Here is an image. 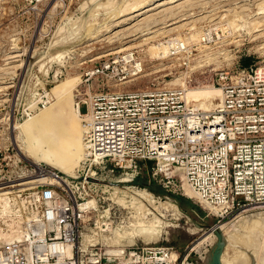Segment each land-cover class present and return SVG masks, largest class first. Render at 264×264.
Wrapping results in <instances>:
<instances>
[{"label": "rangeland", "instance_id": "obj_1", "mask_svg": "<svg viewBox=\"0 0 264 264\" xmlns=\"http://www.w3.org/2000/svg\"><path fill=\"white\" fill-rule=\"evenodd\" d=\"M150 1L154 0H0V159L9 161L20 155L43 171L72 176L82 164L75 151L82 146L85 101L91 96L111 91L183 87L188 103L206 110L217 102L218 72L243 65L244 60L248 66L264 65V0H180L145 16L131 19L127 14L122 15L128 6ZM119 19L125 23L114 26ZM116 60L111 69L102 71V65ZM210 86L215 88L214 94L208 93ZM0 163L2 168L5 162L0 160ZM153 164L154 161L142 162L147 170L137 176L120 169L99 175L100 200L90 213L84 231L91 241L102 240L110 252H119L113 246L129 245L128 240L133 236H128L134 232L135 224L157 219L159 208L162 218L176 221L165 207L152 208L145 204L139 194L144 190L175 200L184 214L178 225L168 227L160 239L145 241L138 237L134 244L169 246L179 253L178 264H205L219 240L217 233L206 235L213 227L228 223L234 224L232 238L239 241L231 238L228 242L220 231L225 242L221 252L226 251V256L235 260L243 256L246 262L242 259L239 264H264L261 259L264 227L259 226V230L255 223L259 220L264 224V209L220 218L216 209L196 193L186 194L187 186L183 193H178L160 182L149 181L148 170ZM46 174L41 176L42 181L55 178ZM32 189L28 190L38 196ZM5 197L6 201L0 196L3 231L0 243L21 234L24 207L28 204L14 194ZM88 205L96 203L91 200ZM106 223L112 224V233L99 232Z\"/></svg>", "mask_w": 264, "mask_h": 264}, {"label": "built area", "instance_id": "obj_2", "mask_svg": "<svg viewBox=\"0 0 264 264\" xmlns=\"http://www.w3.org/2000/svg\"><path fill=\"white\" fill-rule=\"evenodd\" d=\"M216 84L222 95L212 110L190 105L182 87L91 96L83 118L87 155L72 176L20 155L0 159V190L28 202L21 234L0 243V264H178L179 253L165 245L110 252L102 241L85 243L99 175L120 169L137 176L147 170L142 162L154 161L149 181L178 193L189 187L220 218L264 209V65L223 69ZM46 173L55 178L39 179ZM91 200L95 206L86 205ZM107 223L99 232L112 233Z\"/></svg>", "mask_w": 264, "mask_h": 264}, {"label": "bare ground", "instance_id": "obj_3", "mask_svg": "<svg viewBox=\"0 0 264 264\" xmlns=\"http://www.w3.org/2000/svg\"><path fill=\"white\" fill-rule=\"evenodd\" d=\"M175 1H180V0H154V1H150V2H147V3H145V4H142V3H144V2H142V3H140V4H136V5H130V6H128L127 8H125L124 10H123V14H122V12H121V14L122 15H125V14H127V15H129L130 17L129 18H134V17H139V16H145V14L147 15V14H149V12L150 11H152L153 10V12H154V9H157V8H159V7H162V6H165V5H167L168 3H173V2H175ZM184 1V0H183ZM186 1V0H185ZM169 6V5H168ZM124 8V7H123ZM163 8H165V7H163ZM162 8V10H164ZM172 8V7H171ZM121 10V9H120ZM122 11V10H121ZM117 14V12L115 13V15ZM156 14V13H155ZM114 15V16H115ZM121 15V16H122ZM118 16V15H117ZM119 16H120V13H119ZM154 16V15H153ZM146 17H149V16H146ZM152 17V16H151ZM108 18V17H107ZM128 18V17H127ZM128 18V19H129ZM124 19V18H123ZM108 21V20H107ZM106 21V22H107ZM122 23H125V20H117L116 21V23L114 24V26H120ZM136 23V22H135ZM113 24V23H112ZM170 24V23H169ZM109 25V24H108ZM113 26V25H112ZM130 26H132V25H130ZM110 27V26H109ZM108 27V28H109ZM258 28H260V27H258ZM107 31H111V29H108ZM153 31V30H152ZM256 31V30H255ZM106 32V31H105ZM155 32V31H154ZM114 33V32H113ZM150 33V32H149ZM193 36H194V34H193ZM195 36H196V34H195ZM95 37H97V36H95ZM146 38V37H145ZM190 38H192V37H190ZM179 40V39H178ZM190 40V39H189ZM183 42V41H182ZM179 44V43H178ZM185 45V44H184ZM183 46V45H182ZM178 50H180L179 49V47H178ZM158 54V53H157ZM168 54V53H167ZM163 56H164V54H163ZM166 56V55H165ZM24 64V63H23ZM135 65H137V64H135ZM140 65V64H139ZM141 67V66H140ZM138 69H140L139 67H138ZM17 73V72H16ZM181 79V78H180ZM179 82V81H178ZM180 82H181V80H180ZM171 83H173V81L171 82ZM174 84V83H173ZM178 84H180V83H178ZM184 85L185 86V88L187 87V85H186V83L184 82V81H182V83H181V85ZM169 85H171V84H169ZM177 85V84H176ZM172 86V85H171ZM183 88V87H182ZM215 90V88L213 87V86H210V87H208L207 88V91H208V93H212V94H214L213 93V91ZM188 93V92H187ZM217 102H216V104L214 105V106H212L211 108H209V109H206V110H212V109H214L215 107H217L218 106V104L220 103V98H221V95H222V91H221V89L218 87V91H217ZM188 95V94H187ZM218 99H219V102H218ZM194 107H196L197 108V106H195L194 105ZM82 131H83V133H82V139H83V142H82V146L81 147H79V148H77L76 149V151H75V157L76 158H78L79 160L78 161H80V160H83V159H85V157H86V155H87V150H86V148H85V141H84V135H85V128L83 129L82 128ZM50 155V154H49ZM77 156H79V157H77ZM26 158V157H25ZM39 179H43V178H39ZM119 188V187H118ZM124 189L125 188H122V190L124 191ZM127 189H128V187H127ZM126 189V190H127ZM120 191V190H119ZM134 192V191H133ZM139 192V191H138ZM190 192L191 193H193L194 194V192H192L191 191V189H189V188H187L186 187V194H190ZM118 192H116V195H118L117 194ZM136 193V192H135ZM134 193V194H135ZM7 194H10L8 191H3V192H0V196H1V198L3 199V200H7L8 198L7 197H5ZM142 197H140V198H142V199H144L145 201H146V203L145 204H150L151 206H152V208H159V207H165L166 209H168V210H170L171 212H172V214L175 216L174 218L176 219V221H174V220H172V219H170V218H162V215H161V213L159 212L160 211V208H159V211H158V217H159V213H160V216H161V218H159L158 219V217H157V219H150L149 221L148 220H144V221H142L141 220V222H137L135 219H137V218H134L133 220L135 221V222H137L138 224H135V226L136 227H134L135 229H134V232L133 233H131V235H129L128 237L130 238V237H132V238H130L129 240H128V242L130 243V244H134L136 241H137V238L139 237V238H141L142 240H145V241H155V240H158V239H160V237L164 234V233H166V231H167V228L168 227H170V226H177L178 225V222L181 220V218L183 217L182 216V214H184V213H182V211H181V209H180V207H179V205H178V203L175 201V200H172V199H169V198H163V197H157V196H155L154 194H152L151 192H149L148 191V194L147 193H145L144 192V190L141 192L140 191V193H139ZM138 194V195H139ZM116 198V197H115ZM116 199H118V198H116ZM115 199V200H116ZM138 199H139V197H138ZM142 199H140V200H142ZM5 200V201H6ZM9 201V200H8ZM2 203V202H1ZM6 204H7V202H5ZM139 203V202H138ZM142 203V202H141ZM143 203H144V201H143ZM5 204V205H6ZM11 204V203H10ZM144 204V205H145ZM12 205V204H11ZM86 205H88V202H87V204ZM150 206V207H151ZM154 206V207H153ZM140 207V206H139ZM145 207V206H144ZM149 207V206H148ZM149 207V208H150ZM1 208V207H0ZM9 209H10V207H8ZM6 209V208H5ZM9 209H7V211H9ZM12 209V208H11ZM139 209V208H138ZM141 209V211H142V208H140ZM4 210V209H3ZM146 210V209H145ZM156 210V209H155ZM154 210V211H155ZM1 211V210H0ZM14 211V210H13ZM107 211V210H106ZM139 211V213H140V210H138ZM157 211V210H156ZM156 211H155V213H156ZM163 211V210H162ZM3 212V211H2ZM145 212V211H144ZM168 212V211H167ZM166 211H165V213H167ZM136 213L138 214V212H137V210H136ZM142 213V212H141ZM140 213V214H141ZM146 213V212H145ZM147 213H148V211H147ZM164 213V212H163ZM4 214H5V211H4ZM7 214V213H6ZM136 214V215H137ZM9 215V214H8ZM135 215V216H136ZM142 215H144V214H142ZM148 215V214H147ZM149 215H151V213L149 214ZM148 215V216H149ZM155 215V214H154ZM240 215V214H239ZM4 216V215H3ZM141 216V215H140ZM156 216V215H155ZM163 216L165 217V215L163 214ZM185 216V215H184ZM247 216V215H246ZM248 216H251V215H249L248 214ZM145 217V216H144ZM154 217V216H153ZM153 217H151V218H153ZM237 218H238V216H236ZM245 217V216H244ZM4 218V217H3ZM140 218V217H139ZM146 218V217H145ZM149 218V217H148ZM147 218V219H148ZM155 218V217H154ZM249 218V217H248ZM14 219V218H13ZM142 219V218H141ZM240 219V218H239ZM239 219H237V220H239ZM252 219V218H251ZM140 220V219H139ZM186 220V219H185ZM236 220V221H237ZM252 221V220H251ZM257 222H255L256 224H258L257 225V227H258V229L260 228L259 226H261V227H264V224H263V222L261 223V222H259V220H256ZM134 222V223H135ZM241 222V221H240ZM248 222H249V220H248ZM12 223H13V221H12ZM134 223L132 224V225H134ZM237 223V222H236ZM14 224V223H13ZM17 224V223H16ZM180 224V223H179ZM229 224H231V223H229ZM246 224H248V223H246ZM10 225H11V222H10ZM249 225V224H248ZM7 226H9V225H6V227ZM18 226V225H17ZM11 227V226H10ZM129 227V226H128ZM131 227V226H130ZM257 227H256V229H257ZM2 228V227H1ZM12 228V227H11ZM235 227H234V224L232 225H228V223L226 224H222V225H220V226H215V227H213L212 228V231L211 232H209L207 235H206V237H210V236H212L213 234H216L217 232L216 231H222L223 232V234L225 235V239L229 242V240L232 238V236H233V234H232V231H233V229H234ZM5 229H8V228H5ZM237 229V228H236ZM243 229V228H242ZM11 230H13V229H11ZM15 230V229H14ZM92 230V229H91ZM127 230V229H126ZM255 230V229H254ZM260 230V229H259ZM262 230V229H261ZM131 231V228L129 229V231H127V234H129V232ZM248 231V230H247ZM253 231V230H252ZM0 232L2 233L3 231H1V229H0ZM120 232V231H119ZM168 232V231H167ZM260 233H261V231H259ZM6 233H8V232H6ZM125 233V235L124 236H126V231L124 232ZM213 233V234H212ZM258 233V232H257ZM4 234V233H3ZM3 234H2V236H3ZM12 234V233H11ZM11 234H9L8 233V235H11ZM89 234V233H88ZM120 235H121V233H119ZM118 234V235H119ZM133 234V235H132ZM84 235H85V233H84ZM246 235V234H245ZM244 235V236H245ZM254 235V234H253ZM1 236V235H0ZM5 236V235H4ZM14 237H15V235H13ZM19 236V235H18ZM102 236V235H101ZM100 236V237H101ZM117 236V235H116ZM122 236V235H121ZM120 236V237H121ZM10 237H12V236H9V238ZM14 237H12V239L14 238ZM86 238H85V241H87V242H85V243H88V240H90L89 239V237H90V235H89V237H88V235H86L85 236ZM87 237H88V240H87ZM119 237V236H118ZM205 237V238H206ZM217 237V236H216ZM248 237V236H247ZM260 237V236H259ZM91 238V237H90ZM102 238V237H101ZM112 237L110 236V239H111ZM114 238H115V236H114ZM123 238V237H122ZM121 238V239H122ZM106 239V238H105ZM113 239V238H112ZM117 239V238H116ZM210 239V238H209ZM208 239V240H209ZM234 239V242H235V239L236 238H232L231 239V241ZM239 239V238H238ZM238 239H236V241H239ZM92 240V239H91ZM90 240V241H91ZM93 240H95V238L93 239ZM107 240H108V238H107ZM118 240H119V238H118ZM125 240H127V239H125ZM259 239L257 238V241H258ZM5 241V240H4ZM96 241H97V239H96ZM102 241V240H101ZM123 241H124V239H123ZM207 241V240H206ZM230 241V242H231ZM105 242H106V240H105ZM104 242V243H105ZM107 242H109V241H107ZM106 242V243H107ZM121 242V241H120ZM127 242V241H126ZM213 242V241H212ZM251 242V241H250ZM110 243H111V241H110ZM109 243V244H110ZM123 243L124 242H122V245H123ZM243 243V242H242ZM259 243V242H258ZM108 244V245H109ZM114 244H118L117 242L116 243H114ZM120 244V243H119ZM129 244V245H130ZM230 244H232V242L230 243ZM234 244V243H233ZM232 244V245H233ZM246 244V243H245ZM247 244H249V243H247ZM252 244V243H251ZM264 244V243H263ZM121 245V244H120ZM237 245H238V243H237ZM236 245V246H237ZM116 246V245H115ZM125 246V245H124ZM227 246H228V244H227ZM235 246V245H234ZM247 246V245H246ZM250 246V245H249ZM229 247H232V246H229ZM248 247V246H247ZM252 247V246H251ZM260 247V246H259ZM263 247V246H262ZM238 248H240V246L238 247ZM246 248V247H245ZM253 248V247H252ZM256 249V248H255ZM254 249V250H255ZM261 249V248H260ZM118 250V249H117ZM227 250V249H226ZM229 250H231V249H229ZM243 250V249H242ZM253 250V251H254ZM259 250V249H258ZM262 251H264V248H263V250ZM262 251H260V252H262ZM114 252V251H113ZM120 252V251H119ZM237 251H235V253H236ZM244 252V251H243ZM257 253H258V251H256ZM245 253V252H244ZM253 254L255 253V251L254 252H252ZM251 253V254H252ZM257 253H256V255H257ZM234 254V253H233ZM251 254L249 253V255L251 256ZM252 254V255H253ZM260 254V253H259ZM242 255H244L243 253H242ZM255 255V256H256ZM261 255V254H260ZM263 256L262 257H264V253L262 254ZM245 256H247L248 257V255H245ZM245 256H244V258H245ZM254 256V255H253ZM220 257H221V262H222V264H239L240 263V261L243 259L241 256V258H239L238 257V260H239V262H237L238 260H235L234 258H229L228 256H226V251H223V252H221V254H220ZM251 258V257H250ZM255 258H257V256L255 257ZM254 259V258H253ZM260 259V257H258V259H256V260H259ZM261 259H264V258H261ZM244 260V259H243ZM243 260L241 261V263L243 262ZM249 261V260H248ZM254 261V260H253ZM262 261V260H261ZM235 262H237V263H235ZM244 262H246V260H244ZM251 262H252V260H251ZM257 262V261H256ZM264 261H262V263H263ZM258 263V262H257ZM245 264V263H244ZM247 264V263H246ZM251 264V263H250ZM253 264V263H252ZM260 264V263H259Z\"/></svg>", "mask_w": 264, "mask_h": 264}, {"label": "water", "instance_id": "obj_4", "mask_svg": "<svg viewBox=\"0 0 264 264\" xmlns=\"http://www.w3.org/2000/svg\"><path fill=\"white\" fill-rule=\"evenodd\" d=\"M216 232L219 237V240L214 245L211 252L209 253L205 264H222L220 254H221V251L223 249L225 242L223 240L222 233L220 231H216Z\"/></svg>", "mask_w": 264, "mask_h": 264}, {"label": "trees", "instance_id": "obj_5", "mask_svg": "<svg viewBox=\"0 0 264 264\" xmlns=\"http://www.w3.org/2000/svg\"><path fill=\"white\" fill-rule=\"evenodd\" d=\"M243 65H244V66H248V62H247V60H244Z\"/></svg>", "mask_w": 264, "mask_h": 264}]
</instances>
